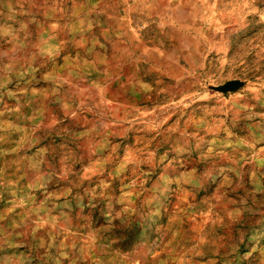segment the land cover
Listing matches in <instances>:
<instances>
[{
	"label": "rangeland",
	"instance_id": "rangeland-1",
	"mask_svg": "<svg viewBox=\"0 0 264 264\" xmlns=\"http://www.w3.org/2000/svg\"><path fill=\"white\" fill-rule=\"evenodd\" d=\"M0 264H264V0H0Z\"/></svg>",
	"mask_w": 264,
	"mask_h": 264
},
{
	"label": "water",
	"instance_id": "water-1",
	"mask_svg": "<svg viewBox=\"0 0 264 264\" xmlns=\"http://www.w3.org/2000/svg\"><path fill=\"white\" fill-rule=\"evenodd\" d=\"M240 85L241 83L239 81H230L226 83L224 86L219 87V90L224 91V92L228 90H234L238 88Z\"/></svg>",
	"mask_w": 264,
	"mask_h": 264
}]
</instances>
